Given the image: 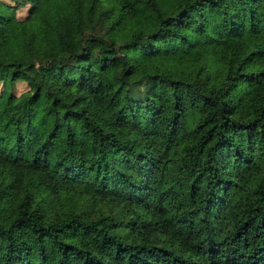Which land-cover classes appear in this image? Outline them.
<instances>
[{
	"label": "trees",
	"instance_id": "obj_1",
	"mask_svg": "<svg viewBox=\"0 0 264 264\" xmlns=\"http://www.w3.org/2000/svg\"><path fill=\"white\" fill-rule=\"evenodd\" d=\"M0 264H264V0H0Z\"/></svg>",
	"mask_w": 264,
	"mask_h": 264
},
{
	"label": "rangeland",
	"instance_id": "obj_2",
	"mask_svg": "<svg viewBox=\"0 0 264 264\" xmlns=\"http://www.w3.org/2000/svg\"><path fill=\"white\" fill-rule=\"evenodd\" d=\"M49 76H50V80L53 82L55 80V74L53 72V70L51 69L49 72H48ZM72 87V86H69V88Z\"/></svg>",
	"mask_w": 264,
	"mask_h": 264
}]
</instances>
